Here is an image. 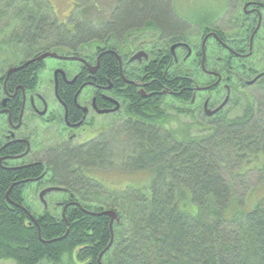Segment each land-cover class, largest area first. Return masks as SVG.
Wrapping results in <instances>:
<instances>
[{"label": "trees", "instance_id": "16d2710c", "mask_svg": "<svg viewBox=\"0 0 264 264\" xmlns=\"http://www.w3.org/2000/svg\"><path fill=\"white\" fill-rule=\"evenodd\" d=\"M8 1L4 9L14 0ZM41 3L50 8L49 0ZM40 9L33 6L20 20L21 32L5 43L1 40L0 48L13 46L27 58L46 50L59 52L57 48L81 52L93 42L122 45L128 35L142 31L155 35L158 31L176 40L186 35V19L170 0H120L108 21L98 26L79 22L70 28ZM40 13L42 20L35 18ZM109 62L104 57L103 65ZM33 70L37 72L31 65L16 71L7 87L26 86ZM37 79L35 74L32 84ZM256 90L258 96L245 98L240 113L210 118L191 113L193 121L202 122L176 123L178 130L169 126L174 123L167 113H156L149 99H134L137 113H130L132 118L124 125L127 146L121 143L116 153L104 132L85 144L48 146L41 165L20 169L0 165V262L264 264V197L251 210L237 206L222 175V169L234 162L235 174L255 169L264 184V80ZM116 157L123 169L152 170L149 187L110 189L91 176L94 169L113 168ZM43 170L46 177L39 185L62 187L57 192L60 201H75L82 208L70 206L64 217L51 211L35 215L25 198L32 183L24 181ZM85 210H113L119 220L110 228L107 215Z\"/></svg>", "mask_w": 264, "mask_h": 264}, {"label": "flooded vegetation", "instance_id": "af4514ba", "mask_svg": "<svg viewBox=\"0 0 264 264\" xmlns=\"http://www.w3.org/2000/svg\"><path fill=\"white\" fill-rule=\"evenodd\" d=\"M221 17L224 27L215 25ZM185 19L186 35L177 40L157 31L151 42L110 47L93 42L81 52L46 50L73 58L30 62L25 67L32 65L37 72L31 71L26 86L9 89L8 80L16 71L6 78L7 70L46 51L9 66L0 95V165L6 169L41 165L37 156L45 147L35 146L38 133L77 146L93 139L84 140L88 135L114 132L120 125L126 131L139 98L149 99L156 113H199L210 118L205 113H226L252 97L264 80V0H225L212 17ZM139 52L144 54L132 59ZM104 57L110 61L107 66ZM47 59L55 64L47 65ZM65 62L74 67H65ZM46 68L47 83L38 90ZM35 74L38 79L32 84ZM45 177L43 170L25 183L36 184ZM67 203L59 201L56 206L62 211ZM70 206L75 205L65 210Z\"/></svg>", "mask_w": 264, "mask_h": 264}, {"label": "rangeland", "instance_id": "374dc122", "mask_svg": "<svg viewBox=\"0 0 264 264\" xmlns=\"http://www.w3.org/2000/svg\"><path fill=\"white\" fill-rule=\"evenodd\" d=\"M120 0H49V7H44L42 0H14L9 9L5 8V5L9 2L8 0H0V42L5 43L9 40L13 34L21 32L22 24L21 19L25 18L27 12L33 10L38 6L40 7L41 12L51 13L52 18H56L57 22L63 23L65 27H72L74 23H91L95 26L102 24L109 20L113 9L119 3ZM172 5H174L175 10L183 15L185 18H194L212 17L215 13H218L220 9L225 5V0H170ZM45 3V2H44ZM22 4V5H21ZM19 9H22L23 12L19 13ZM228 18V16H226ZM35 18L42 20V14L35 15ZM216 26L221 25L224 27L222 17L215 22ZM14 30L15 33L10 31ZM18 31V32H17ZM156 36L149 31H142L140 33H133L127 36L128 40L125 43L139 44L141 42L153 41ZM126 38V39H127ZM99 44V42H95ZM101 44V43H100ZM6 49V50H5ZM0 48V71L3 72L9 66H12L18 63V60L26 58L25 53L18 52L13 46ZM36 49V48H35ZM60 50L59 48H57ZM38 51V49H36ZM65 51V50H63ZM18 61V62H17ZM47 65H54L55 61L52 59L46 60ZM65 67H74L73 62H65ZM49 77L48 69L40 75V85L38 90H41L42 83H47ZM255 96H258L256 90ZM246 99H243L239 106L230 107L226 113H219L221 115L225 114L228 117H232L237 113H240L242 104ZM170 116L169 126L173 127L174 130H178L175 125L176 123L180 126L193 124L194 121L202 122L200 118H196L194 121L191 117V113H167ZM120 130V131H119ZM122 126H117L114 128V132H108V139L111 145H113L115 153L117 150L122 147L121 143L124 142V145L127 146L126 140V131ZM39 142L35 146L42 145V149L48 148V146L57 147L61 144V139L53 140L51 134L38 133ZM98 133L88 135L84 140L89 138H95ZM41 143V144H40ZM125 146V147H126ZM44 148V149H45ZM43 153V152H42ZM41 154L37 157L40 159ZM121 158H115V166L113 168L106 169H94L89 171L91 176L96 180H99L104 186L110 189H127V188H145L149 187L151 181L154 177V172L152 170H141V171H130L120 167ZM235 163L227 165L222 169V175L230 183L231 189L234 193L237 206L240 205L241 208L245 210H251L258 202V200L264 197V184L259 181L257 172L255 169H250L240 174H235L236 169ZM45 186L36 184H31L27 186L25 190L26 203L31 207L35 215H41L46 211L54 212L57 215L61 214V207L56 206L61 200L60 195L57 192L49 193L45 196L47 207H44L39 199V192ZM234 200V202H235ZM1 264H15L14 262L7 260L1 261ZM41 264H49L43 261ZM68 264H74L68 262Z\"/></svg>", "mask_w": 264, "mask_h": 264}, {"label": "water", "instance_id": "95a60500", "mask_svg": "<svg viewBox=\"0 0 264 264\" xmlns=\"http://www.w3.org/2000/svg\"><path fill=\"white\" fill-rule=\"evenodd\" d=\"M176 45H178V44H176ZM176 45H174V46H176ZM142 54H144L143 52H139L138 54H136L132 59H135V58H140L141 56H142ZM47 57H54V58H61V59H66V60H70V59H72L73 57H64V56H59L57 53H55V52H51V51H46V52H43V53H40L36 58H34V59H30L29 61H27V62H25L24 64H22V65H20V66H14V67H10L8 70H7V73H6V78L12 73V72H15V71H18V70H20V69H22V68H24L26 65H28L30 62H33V61H39V60H43V59H45V58H47ZM6 81V80H5ZM225 104V103H224ZM223 104V105H224ZM222 105V106H223ZM221 106V107H222ZM220 107V108H221ZM207 116H209V117H211V116H213V115H215V114H217V113H205ZM27 151H28V149L26 150V152L25 153H27ZM11 169H14V168H11ZM43 176V174H41V176L39 177V178H41ZM24 182H26V181H24ZM62 188L61 187H58V186H49V187H46V188H44V189H42L41 191H40V193H39V198H40V201L44 204V206H46V201H45V195L47 194V193H50V192H52V191H59V190H61ZM69 205H75V206H78V207H80V208H82V206L79 204V203H77V202H71V203H67L64 207H63V210H62V216L64 217V214H65V209L67 208V206H69ZM88 214H91V215H98V216H100V215H107L109 218H110V222H109V226H110V228H112V224H113V222L114 221H118L119 219L117 218V215H116V212L115 211H113V210H103V211H101V212H96V211H87V210H85ZM112 239H113V237H112ZM112 239H111V241H110V243L108 244V246H107V248H109L110 246H111V244H112ZM104 252V251H103ZM103 252L102 253H100V255H99V258H98V260L100 261V258H101V256H102V254H103Z\"/></svg>", "mask_w": 264, "mask_h": 264}, {"label": "bare ground", "instance_id": "6f19581e", "mask_svg": "<svg viewBox=\"0 0 264 264\" xmlns=\"http://www.w3.org/2000/svg\"><path fill=\"white\" fill-rule=\"evenodd\" d=\"M33 219V218H32ZM111 230V229H110Z\"/></svg>", "mask_w": 264, "mask_h": 264}]
</instances>
